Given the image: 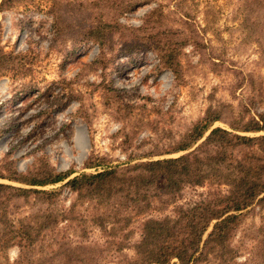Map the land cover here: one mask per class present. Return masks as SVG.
<instances>
[{
  "label": "trees",
  "instance_id": "1",
  "mask_svg": "<svg viewBox=\"0 0 264 264\" xmlns=\"http://www.w3.org/2000/svg\"><path fill=\"white\" fill-rule=\"evenodd\" d=\"M20 1L0 0V12ZM197 3L88 0L84 4L79 0H51L46 13L54 38L62 39L66 58L95 44L100 54L93 64L106 70L122 56L131 61L135 54L151 51L159 68L171 71L182 81L188 71L185 48L191 46L199 63L208 64L211 72L234 75V97L245 85L251 93H241L237 108L232 103L215 102L211 95L204 115L162 152L130 156L126 163L114 166L105 159L88 163L89 168H105L96 173L71 178V172H56L42 162L23 174L12 161L4 160L0 178L21 184L0 181V253L5 255L18 247L14 264H100L104 250L92 246L55 239L48 245L50 250L42 249L47 233L68 219L72 209L69 213L52 209L64 188L74 192L77 201L96 204L92 222L112 239L125 233L136 218L146 216L141 222L140 240L134 246L135 257L125 256L122 264H264V221L255 235L246 236L255 240L251 248L244 239L234 243L247 214L264 209V79L256 84L251 74L226 60L209 37V33L220 37L216 29L218 13L210 7L201 24ZM140 4L153 5L142 23H123L120 18ZM244 6L242 25L251 28L249 32L264 54V0H244ZM84 13V19H80ZM18 58L0 46V76L17 70L21 66ZM31 89L25 94L29 95ZM106 93L114 100L106 105L115 107L119 114L132 108L120 100L117 91L109 89ZM217 122L225 126L215 127ZM159 155L162 157L154 159ZM61 182L65 183L54 190L38 189ZM187 187L207 190L194 201L180 204ZM30 203L38 205V210L20 215ZM170 208V215L150 216ZM12 212L19 216L13 217ZM126 243L118 241L117 251L126 249ZM244 252L248 256L239 261Z\"/></svg>",
  "mask_w": 264,
  "mask_h": 264
},
{
  "label": "rangeland",
  "instance_id": "2",
  "mask_svg": "<svg viewBox=\"0 0 264 264\" xmlns=\"http://www.w3.org/2000/svg\"><path fill=\"white\" fill-rule=\"evenodd\" d=\"M196 2L201 24L204 12L210 7L218 13L216 29L220 37L211 33L209 37L214 39L219 51L259 84L264 79V54L256 37L250 34L251 28L244 29L242 25L244 0ZM50 3L51 0H21L19 5L0 12V46L18 56L22 66L0 76V168L4 160H9L23 174H29L42 162L56 172H71V178L96 173L105 168H89L88 163L105 159L114 166L126 163L130 156L162 152L204 115L211 95L215 102L232 103L237 108L241 93L244 96L251 93V88L245 85L243 92L237 89L234 97L231 92L237 80L234 75L211 72L208 64L199 63V56L192 53L191 46L185 48L188 71L182 81L171 71L159 68L158 59L151 51L135 54L131 61L122 56L106 70L93 64L100 54L95 44L84 46L76 55L66 58L62 39L54 38L46 13ZM152 6L140 4L120 19L125 24L139 26ZM84 17L85 13L79 16ZM261 28L262 25L260 32ZM29 88L32 92L26 95ZM108 88L117 91L120 100L132 108L121 114L115 107L109 108L106 104L114 100L106 93ZM216 126L225 124L217 122ZM0 181L21 185L1 178ZM64 183L38 189L54 190ZM206 190L185 188L180 204L194 201ZM95 205L77 201L74 192L62 189L52 209L68 213L72 209L68 219L47 233L44 252L58 239L104 250L100 264H122L125 256L135 257L134 246L140 240V226L146 216L136 218L125 233L112 239L93 224ZM38 208L30 203L20 215ZM171 213L172 208L150 216ZM18 214L12 212L15 218ZM262 221L264 209L249 212L234 243L240 244L244 239L247 248H251L255 240L246 236L255 235ZM110 240L114 243L110 244ZM121 240L127 242V248L117 251V242ZM247 254L244 252L238 260L244 261ZM18 255L19 248L13 247L5 255L0 253V262L14 264Z\"/></svg>",
  "mask_w": 264,
  "mask_h": 264
}]
</instances>
